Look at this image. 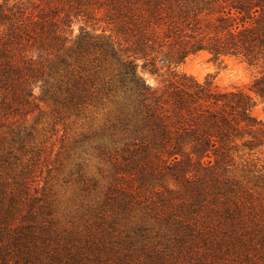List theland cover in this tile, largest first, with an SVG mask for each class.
Returning a JSON list of instances; mask_svg holds the SVG:
<instances>
[{
    "label": "trees",
    "instance_id": "16d2710c",
    "mask_svg": "<svg viewBox=\"0 0 264 264\" xmlns=\"http://www.w3.org/2000/svg\"><path fill=\"white\" fill-rule=\"evenodd\" d=\"M200 51L245 62L255 71L249 90L264 100V0H0V255L8 248L14 264H29L35 229L50 240L31 194L47 141L35 143L30 121L41 102L52 123H97L82 141L111 162L114 179L169 176L189 197L166 189L164 202L178 199L194 222L208 196L198 219L211 231L244 225L248 200L264 208V122L246 91L180 71ZM115 191L125 206L141 190Z\"/></svg>",
    "mask_w": 264,
    "mask_h": 264
},
{
    "label": "rangeland",
    "instance_id": "374dc122",
    "mask_svg": "<svg viewBox=\"0 0 264 264\" xmlns=\"http://www.w3.org/2000/svg\"><path fill=\"white\" fill-rule=\"evenodd\" d=\"M137 71L150 84L157 83L139 66ZM180 71L200 82L210 80L221 91H246L254 101L252 115L264 122V100L249 90L255 71L241 59L212 60L200 51L187 56ZM40 107L43 114L35 111L30 121L37 119L35 143L47 141L36 161L31 194L50 240L40 241L35 229L37 241L26 242L29 264H264V208L258 200H248L245 209L251 216L243 212V218H238L244 225L211 231L210 219L208 224L198 219L201 213L205 218L208 196L196 213V222L190 220L177 206L178 199L168 204L163 200L168 196L166 189L173 198L178 193L187 198L189 191L169 176L143 184L130 176L114 179L111 162L89 149V141H82L96 122L91 128V118L52 123L45 104L41 102ZM92 117L97 122L103 119L100 113ZM118 186L139 187L135 203L123 206L118 197L114 200ZM6 250L0 257L14 264L18 255Z\"/></svg>",
    "mask_w": 264,
    "mask_h": 264
}]
</instances>
